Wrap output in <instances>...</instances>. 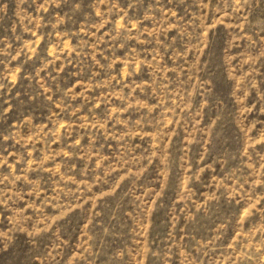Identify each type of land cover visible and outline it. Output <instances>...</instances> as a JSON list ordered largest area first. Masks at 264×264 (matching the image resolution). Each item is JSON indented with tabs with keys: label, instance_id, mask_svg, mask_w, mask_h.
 I'll list each match as a JSON object with an SVG mask.
<instances>
[{
	"label": "rangeland",
	"instance_id": "1",
	"mask_svg": "<svg viewBox=\"0 0 264 264\" xmlns=\"http://www.w3.org/2000/svg\"><path fill=\"white\" fill-rule=\"evenodd\" d=\"M0 264H264V0H0Z\"/></svg>",
	"mask_w": 264,
	"mask_h": 264
}]
</instances>
